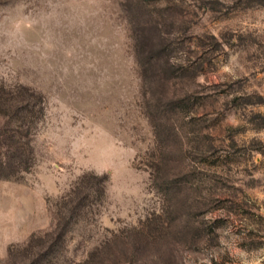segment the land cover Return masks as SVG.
I'll return each mask as SVG.
<instances>
[{"label": "rangeland", "instance_id": "1", "mask_svg": "<svg viewBox=\"0 0 264 264\" xmlns=\"http://www.w3.org/2000/svg\"><path fill=\"white\" fill-rule=\"evenodd\" d=\"M0 264H264V0H0Z\"/></svg>", "mask_w": 264, "mask_h": 264}]
</instances>
